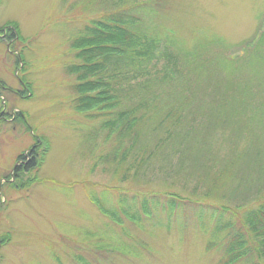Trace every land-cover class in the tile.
<instances>
[{"label": "rangeland", "instance_id": "obj_1", "mask_svg": "<svg viewBox=\"0 0 264 264\" xmlns=\"http://www.w3.org/2000/svg\"><path fill=\"white\" fill-rule=\"evenodd\" d=\"M86 1L0 0V264H227L232 213L190 198L202 193L195 176L171 177L155 156L141 164L142 150L123 158L109 101L77 109L102 90L77 91L70 72L105 9ZM140 13L157 41L121 96L156 75L165 105L211 112L244 82L264 102V0H151ZM251 154L257 168L264 141ZM159 188L168 196H152Z\"/></svg>", "mask_w": 264, "mask_h": 264}, {"label": "trees", "instance_id": "obj_2", "mask_svg": "<svg viewBox=\"0 0 264 264\" xmlns=\"http://www.w3.org/2000/svg\"><path fill=\"white\" fill-rule=\"evenodd\" d=\"M149 1L94 0L93 5L105 9L99 10L100 15L91 22L89 38L73 46L80 61L70 67V72L76 76L77 91L102 90L100 100L86 94L79 96L77 109L87 111L109 101L106 111L111 118L106 123L117 131L118 139L122 136L127 141L123 158L142 150L141 164L155 156L157 163L169 164L171 177L185 181L188 175L195 176V185L201 186L202 193L189 197L202 201L208 209L229 212L234 217L227 223V264L241 258L250 264H264V161L258 162L257 168L249 167L254 160L252 146L264 141V102L256 99L250 85L244 82L236 84L234 92L211 112L185 105V99L182 105H165L169 92L157 86L166 76L156 75L133 83L132 90L146 87L138 95L121 96L125 90L121 79L126 80L125 75L132 69H142L157 41L142 29L140 9ZM109 89L113 92L109 93ZM122 97L130 98L128 106ZM33 151L26 170L36 163ZM157 190L161 193L154 192L152 196H168L166 189ZM183 192L186 191H176Z\"/></svg>", "mask_w": 264, "mask_h": 264}]
</instances>
